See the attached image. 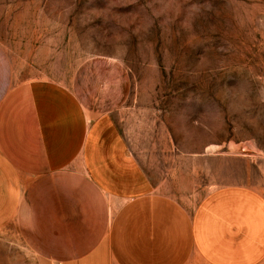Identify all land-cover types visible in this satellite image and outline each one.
Instances as JSON below:
<instances>
[{
  "label": "rangeland",
  "instance_id": "1",
  "mask_svg": "<svg viewBox=\"0 0 264 264\" xmlns=\"http://www.w3.org/2000/svg\"><path fill=\"white\" fill-rule=\"evenodd\" d=\"M0 44L15 83L117 61L128 82L110 123L186 209L217 185L264 188V0H0ZM6 247L9 264H43Z\"/></svg>",
  "mask_w": 264,
  "mask_h": 264
},
{
  "label": "crops",
  "instance_id": "2",
  "mask_svg": "<svg viewBox=\"0 0 264 264\" xmlns=\"http://www.w3.org/2000/svg\"><path fill=\"white\" fill-rule=\"evenodd\" d=\"M127 82L92 59L68 85L15 83L0 44V244L43 264H264V188L217 185L192 210L156 192L109 120Z\"/></svg>",
  "mask_w": 264,
  "mask_h": 264
}]
</instances>
